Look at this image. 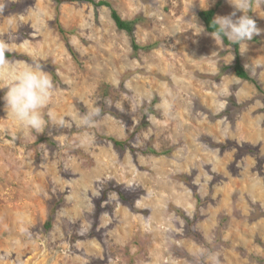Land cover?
I'll return each instance as SVG.
<instances>
[{"label": "rangeland", "instance_id": "1", "mask_svg": "<svg viewBox=\"0 0 264 264\" xmlns=\"http://www.w3.org/2000/svg\"><path fill=\"white\" fill-rule=\"evenodd\" d=\"M95 1L141 18L136 43L156 49L135 56L106 7L0 0L8 61L43 62L54 84L41 131L0 95V138L11 142L0 145V262L46 252L38 264H207L196 256L206 249L219 264H264V0L252 5L261 34L240 47L261 91L224 69L232 47L197 16L220 0ZM234 2L222 0L215 17Z\"/></svg>", "mask_w": 264, "mask_h": 264}, {"label": "clouds", "instance_id": "2", "mask_svg": "<svg viewBox=\"0 0 264 264\" xmlns=\"http://www.w3.org/2000/svg\"><path fill=\"white\" fill-rule=\"evenodd\" d=\"M231 4L235 9L231 14L218 15L212 20L216 31L211 32L210 35L214 40L222 41L226 38L233 43H243L261 34L262 30L257 27L256 21L246 14L245 10L250 6L249 0H235ZM238 13L242 14L238 15ZM196 27L204 31L202 25L196 24ZM11 46L9 42L0 40V69H7L5 85L7 91L3 101L6 109L16 120L25 127L41 131L46 123L43 110L49 105L54 92L53 81L39 62L25 63L22 67L12 65L6 56ZM99 112L100 110L96 108L85 113L81 117L83 126H94L95 117L99 115ZM47 115L50 119L53 118L51 111ZM58 123L63 125L65 121L60 119ZM196 256L206 260L207 264H219L218 255L206 249H201Z\"/></svg>", "mask_w": 264, "mask_h": 264}, {"label": "trees", "instance_id": "3", "mask_svg": "<svg viewBox=\"0 0 264 264\" xmlns=\"http://www.w3.org/2000/svg\"><path fill=\"white\" fill-rule=\"evenodd\" d=\"M56 6L59 8L61 5L63 4H71V3H82V4H92L94 5L95 7L99 8V7H106V8H109L110 12H111V18L112 20L114 21L118 31L120 32H125L128 37L130 38V43H131V47H132V50H133V54L136 56V54L139 52V51H149V50H152V49H156V46L157 44H152V45H149V46H146V47H141L139 46L137 43H136V40H135V36H134V31H135V27L136 25L139 23H141L142 19L141 18H136L132 21H127V20H123L121 18V16L118 14V12L115 10V8L113 7L112 3L110 2H107V1H100V2H96L95 0H52ZM255 0H251L250 2V8H249V15L251 17H253V14H252V5L254 3ZM222 4V0H220L216 7L212 10H209V11H201L197 14L199 20L204 24L205 26V30L207 33H211V32H214L216 31V26L213 25L212 23V20L214 19L215 17V14L217 12V9L220 8ZM56 23H57V30L59 32L60 35H65L66 34V31L61 27V25L59 24V21H58V16L56 18ZM224 42V44L226 46H230L232 47L233 49V54H234V57H235V62H234V65H232L231 68H228V67H225L224 69L225 70H228V69H232V71L235 73V75L245 81V82H250L252 84H254L255 86H257V89L261 91V88L260 86L258 85V83L252 79L249 75V73L247 72V70L245 69V67L242 65V62H241V56H240V47H241V43H232L230 42L229 40H227L226 38L224 40H222ZM68 49H69V52L70 54L72 55L73 58H76V54L75 52L73 51V49L71 47H69L68 45ZM7 56V59L8 58H13L14 56L7 53L6 54ZM42 64L43 68H48L46 67V64L45 63H40ZM51 70V69H49ZM54 72V70H51ZM52 72L53 74V77L54 78H57L55 76V74ZM2 94H5V93H1L0 95ZM104 96L106 93H103ZM110 141H112V143L116 146V147H125V145L127 144V142H122V141H117L116 139H109ZM150 151V154H153V155H159L157 152H155L154 150H149ZM168 153L167 152H164L162 153V155H167ZM116 193H118L120 195V198L121 200H125L126 199V195H128L127 193H123V192H120V191H116ZM144 193L143 192H139L138 195L136 196H141L143 195ZM132 201V200H131ZM56 209H53L51 214L53 215L55 213ZM142 214H147L145 212H142ZM52 215L51 217L49 218V223H48V228H50V225L52 224L51 221H52Z\"/></svg>", "mask_w": 264, "mask_h": 264}, {"label": "water", "instance_id": "4", "mask_svg": "<svg viewBox=\"0 0 264 264\" xmlns=\"http://www.w3.org/2000/svg\"><path fill=\"white\" fill-rule=\"evenodd\" d=\"M11 142L10 141H6L2 138H0V145H3V144H10ZM46 257V252H43L41 253L40 255H37V258L34 259L33 261H31L30 263H25V264H38V261L44 259ZM51 260L52 259H48L47 263L46 264H51ZM0 264H6V263H2L0 262Z\"/></svg>", "mask_w": 264, "mask_h": 264}]
</instances>
